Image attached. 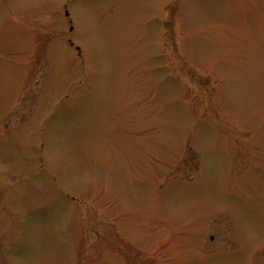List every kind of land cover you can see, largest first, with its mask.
Here are the masks:
<instances>
[{
	"label": "rangeland",
	"instance_id": "1",
	"mask_svg": "<svg viewBox=\"0 0 264 264\" xmlns=\"http://www.w3.org/2000/svg\"><path fill=\"white\" fill-rule=\"evenodd\" d=\"M0 264H264V0H0Z\"/></svg>",
	"mask_w": 264,
	"mask_h": 264
}]
</instances>
